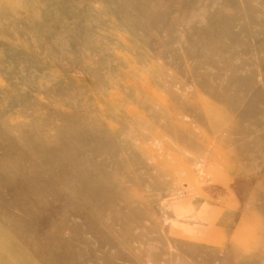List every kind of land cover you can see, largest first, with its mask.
<instances>
[{"label": "rangeland", "instance_id": "1", "mask_svg": "<svg viewBox=\"0 0 264 264\" xmlns=\"http://www.w3.org/2000/svg\"><path fill=\"white\" fill-rule=\"evenodd\" d=\"M0 264H264V0H0Z\"/></svg>", "mask_w": 264, "mask_h": 264}]
</instances>
